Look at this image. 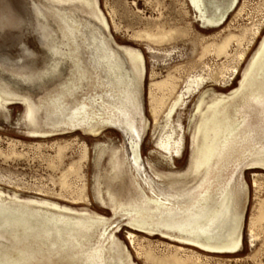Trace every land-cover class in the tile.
<instances>
[{
  "label": "rangeland",
  "instance_id": "obj_1",
  "mask_svg": "<svg viewBox=\"0 0 264 264\" xmlns=\"http://www.w3.org/2000/svg\"><path fill=\"white\" fill-rule=\"evenodd\" d=\"M65 1L0 0V264H264V62L250 74L264 0ZM119 48L141 56V75ZM79 58L98 79L83 88L105 118L88 121L96 137L78 114L70 127L47 113L61 80L73 85L68 108L85 99L82 67L69 74ZM212 108L226 115L208 141L230 140L228 162L195 171ZM207 177L214 189L196 198ZM141 188L166 200L151 232L133 227ZM233 238L234 253L213 248Z\"/></svg>",
  "mask_w": 264,
  "mask_h": 264
},
{
  "label": "bare ground",
  "instance_id": "obj_2",
  "mask_svg": "<svg viewBox=\"0 0 264 264\" xmlns=\"http://www.w3.org/2000/svg\"><path fill=\"white\" fill-rule=\"evenodd\" d=\"M47 2V4L50 5H57V7L59 5L65 4L66 1L65 0H45ZM200 0H193V6L197 7L198 9V5ZM44 2V1H43ZM71 2V1H70ZM85 2V1H84ZM77 3V2H76ZM92 3V2H91ZM94 3V2H93ZM92 3V4H93ZM85 5H82L84 8H86V10H89V14L100 24V25H104L105 24V20L102 17V14L100 13L99 9L97 8L98 6H95V4H87L84 3ZM79 5V4H78ZM81 6V5H80ZM201 13V12H200ZM202 16V15H201ZM221 20V19H220ZM218 22V21H217ZM216 20H211V19H207L206 20V24L212 26L214 24L217 23ZM74 25V24H73ZM75 28V27H74ZM108 30V29H107ZM65 37V36H64ZM66 39V37H65ZM69 39V38H68ZM66 41V40H65ZM68 41H71L70 39ZM120 51L126 56V58L128 59L129 63L139 72V74H142V58L139 54H135L132 53L133 51L127 50L125 48H119ZM256 52V51H255ZM64 61H66V59H62ZM80 63H76L75 65H72L70 62H68L69 64V74H71V69L73 67H77L78 65H80L82 67V71H80L81 75V80H80V84H81V90L82 92L85 91L84 97L85 99L82 101V103L77 104L75 101H73V103L71 101H69V104L72 103L74 104V108L71 107L72 105L70 104V108L67 107V104L65 103V99L71 98L69 91H71V87L73 86L72 83H70V78L66 79V81H60L59 82V86H62L60 92L58 94H56V96H58V101L57 103L52 104L51 102L48 103L49 109L47 110L48 114L51 115H55L57 117H60L62 119V123L65 126H73V120L71 119V115L73 114H78L80 116V118L82 119V122L80 123L79 127L81 128V130L83 132H87V134L90 133V135H92L93 137H96L98 134H100V130L101 127L99 126H93L91 124H88V121L91 122H100L101 120H104L105 118L101 117V115L96 114V113H92L91 112V106L89 105V102L87 101L86 97L90 95V93L86 92L88 90H83L84 86L86 85L87 87V83L90 82L91 80L95 81V84H91L93 87V91L96 89V85H98V79L92 78L91 75L93 74H88L87 73V67L85 65V63L82 61V59L79 58ZM264 62V39L261 42L260 48H258V53L256 54V56L253 59V62L250 63V68H252V73H250L252 75V78L255 77L257 75V72L259 71V68L261 67V65ZM254 66V68H253ZM250 68H248L250 70ZM58 71V70H57ZM248 71V70H247ZM250 72V71H249ZM248 75V73H246ZM245 74V75H246ZM69 77V75H68ZM245 81V80H243ZM90 85V86H91ZM249 85V84H248ZM57 87V86H56ZM55 87V88H56ZM249 88V87H248ZM89 89V88H88ZM250 89V88H249ZM248 89V90H249ZM7 90V89H6ZM55 90V89H54ZM90 90V89H89ZM92 90V89H91ZM247 90V91H248ZM49 92V91H48ZM53 92V91H52ZM55 92V91H54ZM64 92L66 94H64ZM65 95V96H64ZM253 95H251L252 97ZM181 99V98H180ZM24 101V99H23ZM26 101V100H25ZM63 101V103H62ZM1 102V100H0ZM23 103L22 105L26 106L27 109V114H31V109L29 107V105L25 102H21ZM46 103V102H45ZM12 104V103H11ZM37 104V103H36ZM41 104V103H40ZM38 105V104H37ZM47 105V104H46ZM45 105V106H46ZM61 105V106H60ZM39 107V106H38ZM45 107V108H47ZM61 107V108H60ZM34 109V108H33ZM173 109V108H172ZM209 109V108H208ZM108 112V116H113L114 112L113 110H111L110 108L107 109ZM228 114V113H227ZM27 115V116H28ZM225 113L222 109L220 110H214V108L211 109V112L208 116H205L203 121L201 122V125L198 128V134H199V139L197 140V144L195 143V150L193 151V168L195 171H198L200 168L202 167H206V170H211L213 171L215 168H221L224 166H226L224 164V162H228L225 161L227 160L226 158L228 157L227 155V149H228V145L230 140L228 141L227 138H222L223 140L221 142H219V144L217 143V145L215 143H212L214 141H212L211 143L208 141L209 137H212L213 135H218L219 133H222L223 131V126H224V118H225ZM200 116V115H198ZM236 116V115H235ZM29 117V118H28ZM27 118L33 122L34 119H32V116H28ZM50 117V116H49ZM53 118H55L54 116H52ZM56 117V118H57ZM50 119V118H49ZM46 124V123H45ZM42 125V124H41ZM35 133V132H34ZM86 134V135H87ZM213 134V135H212ZM212 135V136H211ZM229 135V134H228ZM235 135V133H234ZM91 136V137H92ZM223 136V135H222ZM220 137V136H219ZM230 138V137H229ZM231 138H234L233 136ZM213 139V138H212ZM215 139V138H214ZM218 139V138H217ZM235 139V138H234ZM233 140H231L232 142ZM194 143V142H193ZM164 144V143H163ZM167 144V143H166ZM163 145L161 146L162 149H164V151H169L170 147L169 144L168 145ZM175 149V148H174ZM132 150H134L132 148ZM174 151V150H173ZM178 151V150H177ZM229 151V150H228ZM240 151V150H239ZM242 151V150H241ZM176 152V151H175ZM174 152V153H175ZM168 153V152H167ZM229 153V152H228ZM170 154V153H169ZM238 155V154H236ZM240 155V154H239ZM238 155V156H239ZM137 155H134V158H136ZM230 157V156H229ZM238 158V157H237ZM190 159V161L192 162V160ZM136 160V159H134ZM123 161V160H122ZM234 161V160H233ZM232 161V162H233ZM124 162V161H123ZM121 163L124 164V163ZM191 164V163H190ZM213 164V165H212ZM230 164V163H229ZM212 165V166H211ZM221 166V167H220ZM228 166V165H227ZM117 167V166H116ZM120 167V166H119ZM191 167V166H190ZM120 169V168H119ZM213 169V170H212ZM228 169V168H227ZM203 170V169H202ZM120 171V170H119ZM201 171V170H200ZM124 172V171H123ZM126 172V171H125ZM193 172V171H191ZM190 172V173H191ZM215 172V171H214ZM200 173V172H199ZM209 175L210 172L208 171ZM212 173V172H211ZM215 174V173H214ZM122 175V174H121ZM208 175V174H207ZM215 176V175H214ZM213 176V177H214ZM119 177V176H118ZM120 178V177H119ZM195 178V177H194ZM216 178V177H214ZM204 179V178H203ZM134 180V179H133ZM136 181V180H135ZM211 179H209L208 177L205 178V183L200 186L199 190L197 191V193L194 195L196 198H199L200 196L203 195H207L210 192H212V190L214 189V185L212 183H210ZM134 183V182H133ZM224 183V182H223ZM134 185V184H133ZM137 185V184H136ZM219 185V184H218ZM138 185H137V189H138ZM216 188V187H215ZM139 190V189H138ZM142 193L138 192L139 195L137 196L136 194V198H138L139 196V200L142 201L143 206H138V208L135 210L137 217L139 215L138 220H134V224L133 227H135L136 230H140V231H152V229H149V225H158L159 224V219H157L155 222H153V219L155 218V210H159V207L166 202V200H163L161 198H159L156 195H152V198H148L145 196V193L143 192L144 189H142ZM140 191V190H139ZM132 193V192H130ZM142 194V195H141ZM135 197L133 198L136 199ZM137 200V199H136ZM125 201V200H124ZM131 201V200H130ZM126 202V201H125ZM128 202V201H127ZM134 202V201H132ZM130 202V203H132ZM137 203L139 202L138 200L136 201ZM135 202V204H136ZM130 203L128 204V206H130ZM114 204V203H113ZM117 204V203H116ZM124 204V203H123ZM141 204V205H142ZM125 205V204H124ZM126 206V205H125ZM133 206V204H132ZM127 207V206H126ZM123 207V208H126ZM134 207V206H133ZM122 208V207H121ZM114 209V208H113ZM132 214V213H131ZM263 216V215H262ZM153 218V219H152ZM148 219H152V223H150L148 221ZM148 227V228H147ZM166 228V227H165ZM176 231H181L180 227H174L173 228ZM158 231V230H157ZM168 231V230H167ZM174 232V231H173ZM188 238V237H187ZM186 238V239H187ZM190 239V238H188ZM232 239V238H231ZM234 240H236L235 238H233ZM180 241H182V239H178ZM178 242V241H177ZM238 243L239 240L236 241H227L225 243H222L221 245H217V247H213L215 249H217L219 252H224V253H234L236 248L238 247ZM181 244H187L190 245L192 247H196L199 249H205V248H210V246L208 244H204L199 242V240H188V242H181ZM207 250V249H206ZM214 251V250H213Z\"/></svg>",
  "mask_w": 264,
  "mask_h": 264
}]
</instances>
